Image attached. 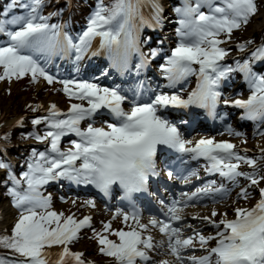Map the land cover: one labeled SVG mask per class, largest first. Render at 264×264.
<instances>
[{
    "label": "snow or ice",
    "instance_id": "snow-or-ice-1",
    "mask_svg": "<svg viewBox=\"0 0 264 264\" xmlns=\"http://www.w3.org/2000/svg\"><path fill=\"white\" fill-rule=\"evenodd\" d=\"M147 2L149 0H111L110 4H105L104 0H97L86 27L73 37L62 25L49 23L54 14H41L44 0H28L26 4L10 0L13 8L19 3L24 14L8 18L7 9L0 13L3 17L0 18V81L30 74L32 82L43 78L51 84L57 77L48 71L47 64L55 58H71L74 64H79L88 54L93 57L102 54L107 58L108 68L103 70L101 78L111 69L124 75L134 68L139 74L148 64L141 50L140 29L156 27L162 22V9L156 0H150V17L143 16L141 8ZM259 9V0H181V6L174 8L179 16L176 44L158 65L167 83L157 88L164 90L154 91L143 102L132 99L130 110H125L123 105L129 100L118 87L101 86L81 78L59 80L69 99L81 103H70L66 112L52 103L45 115L31 119L34 127H45L43 135L29 133L46 144L45 150L31 151L25 162L26 170L19 178L10 162L0 156V170H6L3 186L19 211L11 234H0V248L9 252L7 256H0V264L9 261L11 264H89L83 259V253L72 251L70 245L79 239L82 229L90 226L91 217L77 219L74 214L66 216L52 210V197L43 192L44 186L59 181L93 186L105 196L118 186L129 200L132 210L121 213L117 209L115 214L122 216L128 230L112 229L106 222L103 231L95 233L99 251L112 257L114 264H152L150 253L156 252L165 241H155L150 227L157 228L166 237L167 254L173 258L159 264H264V187H259L264 176L259 175L257 164L264 158V149L260 150V156H248L246 150H237L236 145L227 140L186 139L180 129L189 121L177 122L163 114L170 108L194 107L205 110L215 119L222 98L219 91L222 80L233 72H242L250 95L247 99L224 100V105L242 109L241 119L253 121L259 130L264 123V75L252 70L250 60H264V43L251 53L250 60H237L235 66L224 63L228 49L221 46L231 39L233 30L250 23ZM96 39L99 47L93 51ZM237 47L243 50L246 44ZM158 55L157 49L148 53L152 58ZM134 57L139 62L133 63ZM192 76L196 77V86L185 99L183 88ZM142 94V90L135 93L136 96ZM29 107L35 112L40 106ZM105 112L110 119L104 120L103 126H94L95 118ZM23 119L21 117L16 126H22ZM82 122H88L87 126L82 127ZM226 130L242 135L233 133L231 126ZM69 135L75 138L70 140V147L62 150V138ZM7 138V134L0 136V140ZM160 148L187 155L193 161L204 160L206 176H219L233 186L241 178L246 179L248 185L242 187L238 195L247 198L249 189L257 188L260 199L251 208H235L232 219L227 218L226 212L224 218L213 219L221 215L215 209L211 216L192 217L216 229L214 235H205L202 229L184 225L182 212L194 201L227 194L225 184L207 180L170 201L160 199L161 218L152 217L147 224L141 222V213L132 203L133 197L147 193L151 178L159 175L156 157ZM241 164L248 165L251 171H241ZM174 175L172 170L167 172L169 179ZM193 177L201 179L197 171L190 170L183 176L184 184H190ZM85 204L94 202L87 200ZM186 228L190 229V235H185ZM109 231L118 237V243L104 234ZM210 242L214 245L210 246ZM53 247L60 251H49ZM189 251L204 254L187 255Z\"/></svg>",
    "mask_w": 264,
    "mask_h": 264
},
{
    "label": "rangeland",
    "instance_id": "rangeland-1",
    "mask_svg": "<svg viewBox=\"0 0 264 264\" xmlns=\"http://www.w3.org/2000/svg\"><path fill=\"white\" fill-rule=\"evenodd\" d=\"M171 1L172 0H156V4L159 6L160 9H162L161 20L165 21L164 23L162 21L161 24L159 25V27H161V25H164L165 28L163 30L159 28L158 30V33L160 32L159 37L161 38L162 36L165 37L166 42L164 44V47L162 46V48L165 49V50L163 49V51H165V54H170V51H169L170 48L174 47L176 44V42L173 39L176 37L175 35V29L177 27L176 21L177 19H179V16L174 12L173 3ZM179 1L181 3V0H177V3ZM259 2H260L259 13L251 18L250 23H248L244 29L239 28L237 30H234L233 36L235 37L225 40V43L221 45L222 47L224 46L228 49V53L225 57L224 63L235 66V62L239 59H242L241 56L243 55V53L239 54L237 50V45L241 43L242 39H244L246 42L249 40L253 41V44L247 47L250 50V51L247 50L248 55L250 56H251V53L257 47H259L262 43H264V0H259ZM141 12L145 18L150 17V15L152 14V6L150 3V0L149 2L143 5V8H141ZM72 21H73L74 28H75V25H77V22L76 20H73V19ZM165 32L166 34H164ZM221 39H224L223 35L221 36ZM152 48L157 49V51L162 49L156 45V41H155V45L153 42ZM161 60L162 61L160 63L163 62V58ZM255 61L260 62L264 60H255ZM68 63H70L71 65L70 68H73V69H75V67L78 66V72L82 71L85 68H86V71H88L91 65L93 64L90 61H89V65L74 64L71 58H68ZM159 64L157 65L153 64L151 70L157 79H161L159 82V85H161L162 81H165V80L161 78L162 74L160 73L159 68H158ZM50 65L51 63L47 64V66H50ZM63 70L64 72H68L69 69H61V71L59 72L61 73ZM55 73H58V72L55 71ZM240 73L242 72H233L231 74L239 76ZM257 73L264 75V73H261L259 71H257ZM148 78L151 79L152 77L150 76ZM96 79L97 78H94L93 81L96 82ZM236 80H237L236 85L233 87V89H231L227 94L224 95V100L233 101L235 100L236 95L238 93L241 94L238 97L239 99H247L248 96L250 95V91L247 89L246 84L241 83V78L240 79L237 78ZM142 82L143 81L141 82L139 81L137 83L135 82L136 84H134L135 85L134 87L137 88L136 91H138L139 89L148 88V86H150V85L148 86L143 85V88H142ZM25 83H28V81H25ZM25 83L15 78H13L11 81L7 79L0 81V106L3 111V114L0 117V131H3V130H6V131L10 130L12 132L16 130L20 131L22 130V127L26 125V122L23 119L22 126H16L17 121L20 120L21 117L24 118V115L17 114L14 111V108L17 104L25 105L26 107L30 105L32 106L39 105L40 107H38L35 112L32 111L31 107H29V109L31 110V112L35 114L45 115L47 112L48 106L52 103L56 104L57 107L62 112L67 111L70 103H81L80 101H72V100L67 101L61 95V90L58 85H56L55 88H52L50 92L45 93L43 92L44 87L46 86L44 82L42 81L34 82L32 91H26L24 89ZM150 89L151 90L149 92L163 90L162 88H157V85L154 87V84L150 86ZM45 91H46V87H45ZM223 106H225L224 102H223ZM228 107H230V105ZM33 113H30V114L32 115ZM230 118L231 120H230L229 126H231L233 133L239 132V133H242V135L237 136L235 134L228 133L226 130L228 126H225V127H221V129H219V131L214 133V135L211 134L212 137L215 140H227V141L232 142L234 145H236L237 150H246V154L248 156H260V150L264 149V123H261L259 130L257 129L256 123H251L246 127L240 128L239 122L237 123L238 121L237 114H230ZM9 121H11V123L7 124ZM71 139L72 138H70L69 136L62 138V142H61L62 150L70 147L69 142ZM8 145H9L8 151H4V153H7L6 154L7 156H12L13 151L17 152V147H21L23 149L25 147L27 148L30 147L32 150L36 149L37 151H44L46 148L45 143L37 141L35 138L28 139V141L23 143L22 145L19 143L18 144L19 146L13 145L11 143H9ZM10 164L12 165L13 170L16 169V166L13 162H10ZM257 164L259 167V175L264 176V158L259 159L257 161ZM240 170L245 171V172L251 171L250 167L246 164H241ZM188 171L189 169L186 170V172ZM3 173H4V170H0V176ZM193 181L194 180H192L191 183H194ZM201 183H204V182H201ZM247 185H248V181L246 179L241 178L237 185L231 186V188L235 187V191L229 196L228 199H221L219 197H215L214 200H205L203 203L199 202L198 206H200L202 209L206 208L207 209L206 211L201 210V211H198L197 214H193V213L192 215L188 214L187 213L188 209L192 206L197 205V203H194L192 205L190 204L188 207L184 208L183 209L184 211L182 212V215L185 217L183 221L184 225L190 224L192 225L193 228L202 229L203 234L205 235L213 234L214 232H216L215 228L207 225L201 220H194L192 219V217L211 216L212 210L215 209L218 213L221 214V215H218L217 217H213V219L218 221L219 219L224 218L223 213L225 212L227 213V218H230L233 215L235 208L237 207L248 208L252 204V202H254V200L259 197V193H258L257 188H251L249 189L250 195L247 198H241L238 195V193L242 187H247ZM263 185H264V182H261L259 184V187H262ZM177 186L183 187V184L178 183ZM227 189H230V187L227 186ZM186 190L193 191L194 187L191 185L190 187L186 188ZM44 194L51 195L52 210H55L57 212H63L66 216L74 214L75 217H77V219H80L81 217L85 215L92 216L91 217L92 224L89 226V228L81 230L79 234V239L70 245L71 250L74 252L83 253V259L89 262V264H114V259L112 257H108L99 251L100 245L97 243V238H96L95 233L97 230L103 231V224L106 222L111 224L112 229L118 230V229L124 228L125 230H128L127 226L122 223V216L115 215L116 214L115 209H118V208L116 207L107 208V207H104L94 202L93 200L92 201L94 202V204L88 205V204H85V201L89 200V198L85 196H81V195L66 194L60 191L58 188H54L53 190H48L46 192L44 191ZM177 194H180V193H177ZM176 197H179V195L178 196L176 195ZM7 208H10L11 210H13L14 213H12V215L9 217L8 222L0 226V234H4V233L9 234V231H11L15 223V220L19 215V211L14 206H11L10 199L8 200L5 194H1V191H0V210L7 209ZM144 220L143 218H141V222L145 223ZM129 223H132V222L129 221ZM151 230H152L151 232L154 233V235L157 236L158 239L159 238L161 239L162 237L163 239L161 241L163 240L165 241L164 245L161 248H158L156 252L150 253V255L152 256V264H159V262L162 260L173 259L170 255L167 254L166 237H164L157 228H152ZM185 232H188L185 235L191 234L190 229L186 228ZM106 235H108L109 239L116 241L117 243L119 242V239L116 236L113 237V234L111 231H109ZM186 254L187 255H192V254L203 255L204 253L199 252V251L196 253H192L191 251H189Z\"/></svg>",
    "mask_w": 264,
    "mask_h": 264
},
{
    "label": "trees",
    "instance_id": "trees-1",
    "mask_svg": "<svg viewBox=\"0 0 264 264\" xmlns=\"http://www.w3.org/2000/svg\"><path fill=\"white\" fill-rule=\"evenodd\" d=\"M177 0H172V3L174 5V8L177 6H180L178 3H176ZM19 3H28V0H19ZM19 3L16 4V6L13 8L10 0H0V13H3V10L7 9L8 10V18H11V16L14 15H18V14H24V10H22L19 7ZM105 4H110L111 0H104ZM97 4V0H70V1H65V0H44V5L41 9V14L42 15H51V18L49 20V23H55V24H60L62 26H64V31L68 32L69 34H71L73 37L77 36L78 34L82 33V31L84 30V28L86 27V23H87V19L90 16V14L94 11L95 6ZM0 18H3L2 16H0ZM65 19V20H63ZM73 20H76L77 22V26L75 29L74 28V24H73ZM251 21V19H250ZM75 22V23H76ZM72 25V27H71ZM68 26V28H66ZM246 27V25H241V29H244ZM237 30V29H236ZM234 34V30L231 34V38H234L235 36H233ZM251 43H247L244 39H242L241 43H245L246 47L243 50H240L239 48H237L241 53L243 54L242 59H249L250 60V55H248L247 50H249V48H247L248 46H250L251 44H253L252 40ZM240 43V44H241ZM224 47V46H223ZM226 48V47H225ZM227 49V48H226ZM246 50V52H245ZM240 59L239 61L243 62V60ZM251 62V60H250ZM40 78L37 79V81ZM20 80L21 82L25 83V81H28V83H25L24 85V89L26 91H32L33 90V84L34 82H32V78L31 75H27L23 78L17 79ZM36 81V82H37ZM32 83V84H31ZM59 82L58 81H54L53 83L49 84L45 81V87H46V91H45V87H44V91L45 93L50 92V90L52 88H55L56 85L59 86ZM66 100L68 98H65ZM14 111L17 114H22L24 115V120L26 122V125L24 127H22V130L18 131H0V136H4L7 134L8 138L7 139H2L4 140L6 143H11L13 145H17L20 143L21 145L25 142L28 141V139H33L35 138V136L29 135V133H38L43 135L44 131H45V127L44 125H40V126H33L31 124V119L35 116H41V114H35L33 112H31V110L29 109V106L26 107L25 105H20L17 104L14 108ZM30 113H33L32 115ZM3 111L1 109L0 106V117L2 116ZM44 115V114H43ZM25 147L24 149L21 147H17V152H12V155L19 161H21L22 163H24L32 149L30 147ZM6 151H8L6 149ZM0 156H3V154L1 153V149H0ZM4 157V156H3ZM5 159V158H4ZM20 172V171H19ZM18 172V173H19ZM6 178V173L5 174H1L0 176V191L1 194H5V196L8 199H11L8 195H7V188L3 186V181ZM102 232V230H97L96 233ZM11 234V231H9V234ZM107 234V233H104ZM112 236V235H111ZM115 235H113L114 237ZM9 255V252L7 249L5 248H0V256H7ZM8 264H11V262L9 261Z\"/></svg>",
    "mask_w": 264,
    "mask_h": 264
},
{
    "label": "bare ground",
    "instance_id": "bare-ground-1",
    "mask_svg": "<svg viewBox=\"0 0 264 264\" xmlns=\"http://www.w3.org/2000/svg\"><path fill=\"white\" fill-rule=\"evenodd\" d=\"M167 2V1H166ZM172 2V1H171ZM164 7V6H163ZM166 7V6H165ZM168 11V10H167ZM170 12V11H169ZM167 17V16H166ZM63 20H65V19H63ZM66 21V20H65ZM167 21V20H166ZM165 22V21H164ZM163 22V23H164ZM150 28H152V27H150ZM163 28H165V26L164 25H161V27H160V29H163ZM149 31V34L150 33H152V32H156L154 29H149L148 30ZM161 31V30H160ZM160 33V32H159ZM162 33V32H161ZM164 34H166V32L164 33ZM161 37H159V36H156L155 37V40L156 41H160L161 39H160ZM93 46V45H92ZM93 50V49H92ZM91 57H93V56H91V54H88L87 56H85V58L82 60V61H80V64H82V65H88L89 63H88V61H89V59L91 58ZM138 60L134 57V59H133V63H135V62H137ZM56 62H58V60H55V61H53V64L54 63H56ZM63 63V62H62ZM62 63H61V67L62 68H64L65 66H66V64L65 65H63L62 66ZM95 63H100L101 64V62L100 61H96ZM98 64H94L93 65V69H97V70H99L100 72H103V70L104 69H106V68H108V65H98ZM84 67V66H83ZM117 75L119 76V75H121V74H119V73H117ZM150 76H152L155 80L157 79L155 76H154V74L151 72L150 74H149ZM108 76H110L111 78H115L116 77V75L114 74V73H111V74H108ZM107 80H111L110 78H106ZM235 79V75H233V74H230L229 75V77L227 78V79H225V80H222V82H221V85H220V88H219V90L222 92V93H225V92H227V91H229V90H231L235 85H236V80H234ZM242 86V85H241ZM241 88V87H240ZM9 123H11V121H9L7 124H9ZM166 175V174H165ZM168 177V176H167ZM181 183H184L183 181L181 182ZM191 184H187L185 187H188V186H190ZM262 187H264V185L262 186ZM258 193H259V191H258ZM260 199V195H259V197L258 198H256L255 200H254V202L255 201H257V200H259ZM199 202V201H198ZM249 208V207H248ZM251 208V207H250ZM206 211L207 209L206 208H201L200 206H198V205H196V206H192V207H190L189 209H188V214H191L192 215V213L193 214H197L198 213V211ZM184 211V210H183ZM12 213H14V211L13 210H11L10 208H7V209H2V210H0V226L2 225V224H4V223H6V222H8V219H9V217L12 215ZM87 213V212H86ZM89 213V212H88ZM201 215V214H200ZM85 216H88V215H85ZM232 216H234V213H233V215ZM90 217H92V216H90ZM152 217H154V214L152 215V216H146V217H142L143 218V220L145 221V223H147L148 221H149V219L150 218H152ZM77 218V217H76ZM229 219V218H228ZM152 228L150 227L149 228V232L151 233V235L153 236V238H154V240L155 241H161L163 238L161 237V239L159 238L158 239V237L157 236H155L154 235V233H152L151 230ZM188 232H185V234H187ZM158 235V234H157ZM164 241V240H163ZM49 251H51V252H53V253H56V252H58V251H60V249L58 248V247H53L52 249H50Z\"/></svg>",
    "mask_w": 264,
    "mask_h": 264
}]
</instances>
